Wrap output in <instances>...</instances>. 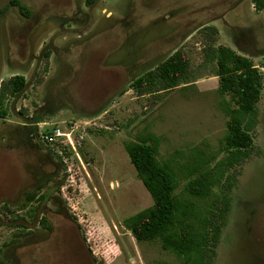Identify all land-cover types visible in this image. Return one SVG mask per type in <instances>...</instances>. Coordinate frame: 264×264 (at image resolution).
Masks as SVG:
<instances>
[{
  "label": "rangeland",
  "instance_id": "obj_1",
  "mask_svg": "<svg viewBox=\"0 0 264 264\" xmlns=\"http://www.w3.org/2000/svg\"><path fill=\"white\" fill-rule=\"evenodd\" d=\"M22 1L32 10L29 19L9 8L0 22V86L15 74L27 80L0 118V264H87L83 241L95 264H181L163 247L167 234L140 241L124 224L153 204L125 143L156 139L158 160L174 166L177 191L225 155L224 107L236 104L221 94L216 63L206 60L204 46L231 42L225 27L219 39L203 27L216 14L212 1L124 0L120 7L129 22L134 17L135 33L114 58L112 34L88 39L101 28L70 20L72 0ZM249 2L228 13L234 26L242 24L237 15ZM252 38L264 39V24L252 29ZM177 50L190 58L188 80L161 90L133 86ZM251 59L264 74V58ZM258 109L251 156L229 170L231 206L212 264H264V87ZM34 112L41 117L37 131L60 129L63 136L31 137ZM31 196H46L49 206L62 209L52 235L40 228L41 205Z\"/></svg>",
  "mask_w": 264,
  "mask_h": 264
},
{
  "label": "trees",
  "instance_id": "obj_2",
  "mask_svg": "<svg viewBox=\"0 0 264 264\" xmlns=\"http://www.w3.org/2000/svg\"><path fill=\"white\" fill-rule=\"evenodd\" d=\"M12 3L18 5L23 13H29L20 0H12ZM204 50L206 60L216 63L221 94H230L236 104L233 107L227 102L224 107L228 115L227 132L223 137L225 155L214 163L212 169L203 170L177 191L179 179L174 166L168 161L158 160L156 139L153 143L146 138L125 143L130 160L150 192L153 204L127 217L124 224L140 241L154 240L167 234L163 238V247L181 257V264H212L214 261L231 206L234 176L229 170L251 156L254 145L252 133L259 122L258 102L264 87V74L249 56L222 44L206 42ZM189 64V56L177 50L156 69L134 79L133 86L140 92L148 88H174L188 80L186 69ZM26 85L27 80L22 74L1 82L0 118L7 115L6 100L20 95ZM40 119V115L35 113L30 120L31 131L37 137ZM199 159L209 163L203 153Z\"/></svg>",
  "mask_w": 264,
  "mask_h": 264
},
{
  "label": "flooded vegetation",
  "instance_id": "obj_3",
  "mask_svg": "<svg viewBox=\"0 0 264 264\" xmlns=\"http://www.w3.org/2000/svg\"><path fill=\"white\" fill-rule=\"evenodd\" d=\"M21 3L26 7L24 2L20 0ZM110 0H72V7H71V15H69L70 20H75V17H80L82 20L87 21L88 26H92L96 23L97 27L101 28V32L96 31V27L93 30L96 31V33L89 35L88 39L91 38H98L99 36H102L103 34L110 33L112 34V38L114 36L115 44H116V51L115 53H110L111 58H114L118 51L122 48V43L124 42V38L127 39V37L130 34L135 33V21L134 17L132 16L131 22H129L127 17H124L123 14V2L124 0H118L117 3H108ZM204 1V0H199ZM206 1V0H205ZM209 1V0H208ZM212 1L213 8L210 10H214L216 12L214 18L207 23L203 24V27H208L214 31V33L217 34V37H221L220 33L223 31L221 29L222 27H225L227 29L226 36L230 39V44L226 43H219L217 45L223 44L225 46L231 47L238 53H242L246 56L251 57H258L261 56L264 58V39L258 42L255 41V39L252 38V29L256 27L258 24L263 25L264 24V0H250L249 6L250 9H247V11L243 14L242 10H239V15L237 17L242 22L241 25H236V21L232 18H227L228 13L232 10H236L238 7L239 2H242L244 0H235V2L231 3V0H227V3H231L228 5L220 4L222 0H210ZM108 3L106 6L102 5V3ZM120 2V3H119ZM122 4V7L120 5ZM224 7L223 10H219V8ZM9 8L15 9L17 12H19L22 15V20H27L32 15V10L27 7L29 10V13H23L20 7L16 4H13L12 1L6 5L3 9L0 10V22H5L6 20L4 17L7 15V11ZM115 8V9H114ZM27 10V11H28ZM26 11V12H27ZM119 15H114L115 13H118ZM236 12V11H235ZM68 15V14H67ZM127 18V19H126ZM126 19V20H125ZM222 24H221V23ZM124 23V24H123ZM125 25V26H123ZM125 27V34L123 33V29ZM123 34L125 36H123ZM233 44V45H232ZM237 46V47H235ZM107 52V51H106ZM43 56H48V52H44L42 54ZM38 111V109H37ZM35 113V112H34ZM33 113V114H34ZM22 114V112H20ZM34 116V115H33ZM32 136L35 137L34 132H29ZM46 196H44L45 198ZM32 199L31 201L36 200V204H40L41 206L35 207L38 208L39 215L37 217L38 224H41L43 227H40L41 229L45 230L46 232H50L48 235H52L55 231V219L60 217V208L53 209L48 204V199ZM46 200V202H44ZM34 208V207H33ZM31 217H33V212L31 211ZM70 217H67L66 215L64 218H70V221L74 223V217H71L69 213L66 212ZM51 215V217H50ZM45 216V217H44ZM75 224V223H74ZM81 230V229H80ZM78 232V229L76 230ZM79 233V232H78ZM80 236V233H79ZM81 237V236H80ZM83 241V240H82ZM83 249H85V255L88 258L87 264H95L93 261V257L89 250L86 249V246L84 245L83 241ZM58 250L56 249L51 255L50 258L52 260H55L58 256ZM54 264V261H53Z\"/></svg>",
  "mask_w": 264,
  "mask_h": 264
},
{
  "label": "built area",
  "instance_id": "obj_4",
  "mask_svg": "<svg viewBox=\"0 0 264 264\" xmlns=\"http://www.w3.org/2000/svg\"><path fill=\"white\" fill-rule=\"evenodd\" d=\"M39 134H40L41 139L51 141V140H54L58 136H63L64 133H62L60 129H56V130L54 129L53 132H49V133L40 132Z\"/></svg>",
  "mask_w": 264,
  "mask_h": 264
},
{
  "label": "water",
  "instance_id": "obj_5",
  "mask_svg": "<svg viewBox=\"0 0 264 264\" xmlns=\"http://www.w3.org/2000/svg\"><path fill=\"white\" fill-rule=\"evenodd\" d=\"M12 0H0V10L8 5Z\"/></svg>",
  "mask_w": 264,
  "mask_h": 264
}]
</instances>
